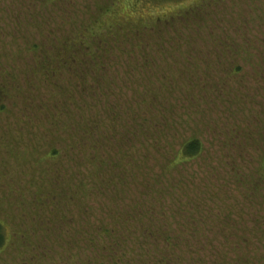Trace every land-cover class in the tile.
<instances>
[{
  "label": "rangeland",
  "instance_id": "1",
  "mask_svg": "<svg viewBox=\"0 0 264 264\" xmlns=\"http://www.w3.org/2000/svg\"><path fill=\"white\" fill-rule=\"evenodd\" d=\"M224 38L237 49L218 46L226 56L219 61V52L208 51ZM203 57L208 64L197 61ZM163 82L175 87L169 85L170 105L161 100ZM263 87L264 0H0V222L10 235L0 264H80L95 257L88 233L123 226L138 189L95 198L103 184L89 174L94 170L103 183L104 161L133 157L155 177L190 130L207 153L175 169L184 180L178 194L185 196L167 212L166 236L194 245V223L183 219L188 228L180 229L182 218H205L199 236L221 256L197 250L201 262L194 264H264V220L258 224L256 215L264 217ZM224 90L236 93L237 102L222 100ZM157 107L177 109L186 123L173 150L162 137L167 154L150 138L140 147V132L126 141L122 131L134 114ZM86 131L101 146L80 154ZM243 134L251 143L241 153L234 144ZM246 180L253 185L245 187ZM242 235L249 243L236 250L234 238Z\"/></svg>",
  "mask_w": 264,
  "mask_h": 264
},
{
  "label": "trees",
  "instance_id": "2",
  "mask_svg": "<svg viewBox=\"0 0 264 264\" xmlns=\"http://www.w3.org/2000/svg\"><path fill=\"white\" fill-rule=\"evenodd\" d=\"M233 44L234 43L231 40L229 41L227 38L218 39L217 41L213 42V46L211 48L213 50L208 51V54L210 55L211 53L216 56L220 53L218 60L221 61V59H225L226 56H223L221 52H219L220 50L218 49V46L219 48L221 46L233 48ZM81 59L86 61L84 56ZM56 60L58 64L63 61L60 57L56 58ZM197 61H201V63L205 64L209 63L205 57L199 58ZM199 65L200 64L197 63L194 69L196 70ZM99 66L102 68V63H97V71ZM183 79H185L183 85L187 86V88H185L188 90L192 81L190 78L188 79V77ZM152 84L149 83L148 86L154 88V83ZM169 85L174 91L175 87L173 86V82L169 83ZM169 85L167 82H163L162 86L164 89H166V92L163 93L164 96L161 97V100L163 103H167V105H170L172 99L171 97H173L172 94L174 93ZM198 86L195 85V88H198ZM221 94L223 99L219 97L220 100L222 99L227 101L226 103L229 102L230 104L237 102L238 96L236 93L232 92L229 94L224 90ZM153 103L154 102L151 104ZM163 103H159V105H162ZM229 107L233 108L232 105ZM176 110L177 109L175 108L167 109L165 107H157L153 111H142V116H140L139 112H137L134 114L135 119L133 120V124L129 125V123H127L125 124L126 128L122 129L123 132L128 134L126 135L125 140L130 141L135 135H140V132L142 140L138 142L140 147H147L148 143L145 142L144 139L150 138L152 140L150 143H155L158 145L157 151L161 150L163 153H166L167 150H163L162 148L169 149V147L167 142L163 141L162 137H164L165 139H170V150H173L172 146L174 144V137L178 134L177 129L183 127V125L186 124L179 116V113H176ZM131 114L132 112H130V115ZM113 116H115V114L110 117V122L115 124L113 121ZM124 117L125 116L122 118L124 119ZM106 122H108L107 128L111 132V123L109 121ZM89 133L90 131L85 132L86 135L84 138L85 142L87 141V144L84 146V148H81L80 154H85L89 149L96 151L98 150V147L101 146L100 142L98 143L97 141L96 143L91 139L92 136ZM239 139L240 140L235 142L237 145L234 144V146L238 147V151L242 153L241 148L245 150L251 143V139L247 134H243V136ZM103 141H106V138H104ZM93 147L96 148V150H94ZM135 148L137 147L134 146V149ZM262 148L264 149V145ZM94 153L92 155L93 157H95ZM170 153L171 155L166 157L164 160V166L160 168V174L152 178L146 175L147 166L145 165V160H135L133 157H130L129 161H126L124 164L117 163L115 159L104 161V163L101 165L105 168V172L103 171L104 175H101V179H105L103 183L102 181H96L97 177L99 179V175L98 173L95 174L93 172L94 170L89 174V176L92 177L95 182L103 184L99 187V191H95V198L102 196L104 191L120 190L121 193H117L121 194L122 196L126 191L125 189L132 188L138 190H136L135 194L137 196L134 199V202H130L127 209H124L126 212L122 217L125 221H123V226H118L117 224L114 225L112 223L111 226H101V228H99L95 233L93 232L89 234L87 232L90 239L88 241L86 240L85 243H88L89 248L92 251V254H95V257H88L84 263L80 264H173L172 262L183 264V260L185 264H194V260L199 259V255L196 253V251H204V249H208L209 251L214 250L218 257L221 256V254L217 253L215 250L211 240H208L205 235L201 237L199 236L200 233H202L201 231H206V228L208 227L206 221L204 220L205 218H198L197 220H194V217H192V219L183 217V222L179 227L180 229L182 228L186 231L188 227L185 223H187L188 220L193 221L194 230H192V238H194V245L196 246H194L192 242H189L188 240L181 241L180 243L178 241H173L174 239L166 236L165 229L167 225H169L168 222L170 221L167 217V212H169V210L171 211V209L175 207L174 205H178L180 199L185 196V194L181 192L178 194L179 190L184 188V180L180 175L181 172L176 173V176L174 175L175 169L179 166V169L183 170V165H186L189 161L198 159L203 153H207V149L204 147V142L201 141L199 137L195 136V134L190 130L188 138L181 141L176 151H170ZM52 154H54L53 151L47 154L45 158H50ZM87 156L88 155H86V157ZM224 159L225 154L223 153L220 158L217 159L219 166L224 165ZM94 160H92L91 163H93ZM259 161L260 170L264 177V156ZM125 168H128V170L126 171ZM216 169V165L211 168L212 171H210V174L212 176L217 175ZM184 174H186L185 171ZM243 185L246 187L252 186L253 184L247 185L246 180ZM170 191L177 193L174 194ZM165 204H168V206L164 207ZM178 212L182 213L181 210ZM259 212L263 213L264 216V210ZM139 215L140 218H137ZM256 215L260 218L257 221L259 224L261 220H264V217L259 216L258 213ZM183 219H186L187 221ZM130 222L133 224V226L135 225L134 229H132V226H129ZM131 229L134 231V233L138 232L137 235L134 234L133 236V234H131ZM261 235V237L264 238V234ZM242 236L234 238V246L236 250L239 248L238 246L240 244L249 243L246 237ZM197 237H200L199 240ZM201 239L205 240L203 245L201 243ZM9 242L10 235H7L5 225L0 222V251L3 250ZM192 245L193 248L191 250ZM81 248L78 250V256L82 252L83 248ZM184 255H187L188 257H185ZM197 261L201 262V258ZM243 262L244 261H240V263Z\"/></svg>",
  "mask_w": 264,
  "mask_h": 264
}]
</instances>
